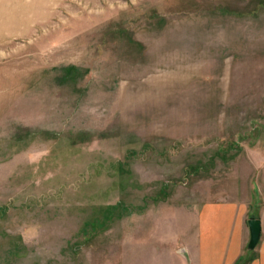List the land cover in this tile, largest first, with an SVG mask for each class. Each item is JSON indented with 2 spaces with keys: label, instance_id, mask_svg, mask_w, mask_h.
I'll use <instances>...</instances> for the list:
<instances>
[{
  "label": "rangeland",
  "instance_id": "374dc122",
  "mask_svg": "<svg viewBox=\"0 0 264 264\" xmlns=\"http://www.w3.org/2000/svg\"><path fill=\"white\" fill-rule=\"evenodd\" d=\"M220 201L264 225V0H0V264L172 260Z\"/></svg>",
  "mask_w": 264,
  "mask_h": 264
},
{
  "label": "crops",
  "instance_id": "0c3cea01",
  "mask_svg": "<svg viewBox=\"0 0 264 264\" xmlns=\"http://www.w3.org/2000/svg\"><path fill=\"white\" fill-rule=\"evenodd\" d=\"M259 219L249 215L246 204L211 202L201 205L193 219L191 231H183V252L171 255L172 260L138 264H264V225L254 250L247 248V221ZM260 220V219H259ZM261 221V220H260ZM248 258L247 261L239 259Z\"/></svg>",
  "mask_w": 264,
  "mask_h": 264
},
{
  "label": "water",
  "instance_id": "95a60500",
  "mask_svg": "<svg viewBox=\"0 0 264 264\" xmlns=\"http://www.w3.org/2000/svg\"><path fill=\"white\" fill-rule=\"evenodd\" d=\"M249 230L248 250L252 251L257 246L261 236V221L259 219H249L247 221Z\"/></svg>",
  "mask_w": 264,
  "mask_h": 264
},
{
  "label": "trees",
  "instance_id": "16d2710c",
  "mask_svg": "<svg viewBox=\"0 0 264 264\" xmlns=\"http://www.w3.org/2000/svg\"><path fill=\"white\" fill-rule=\"evenodd\" d=\"M242 260H243V261H247V260H249V259H248V258H246V259H242V258L239 259V261H242Z\"/></svg>",
  "mask_w": 264,
  "mask_h": 264
}]
</instances>
